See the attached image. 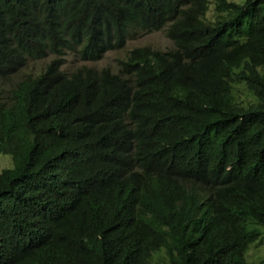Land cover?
Listing matches in <instances>:
<instances>
[{"label":"trees","instance_id":"trees-1","mask_svg":"<svg viewBox=\"0 0 264 264\" xmlns=\"http://www.w3.org/2000/svg\"><path fill=\"white\" fill-rule=\"evenodd\" d=\"M0 154V264H261L264 0H0Z\"/></svg>","mask_w":264,"mask_h":264},{"label":"rangeland","instance_id":"rangeland-1","mask_svg":"<svg viewBox=\"0 0 264 264\" xmlns=\"http://www.w3.org/2000/svg\"><path fill=\"white\" fill-rule=\"evenodd\" d=\"M237 4H243L245 0H229ZM213 9V6L212 8ZM213 16V12L209 13V17ZM137 47H150L155 50H169L173 48L172 41L166 36L164 32L154 33L144 37H138L134 40H130L126 48L120 50L110 51L105 54L104 58L96 62H81L73 56L66 58L65 66L63 70L66 72H71L81 66H90L97 69L109 68L114 73L119 72L118 60L124 59L127 55V52L133 48ZM54 57V56H52ZM51 61V58L42 60V61H31L29 60L26 69L24 70L25 76L36 77L44 67ZM15 81H18L20 77L14 78ZM14 82V80H13ZM5 87L4 85H2ZM8 89L9 86L7 85ZM4 89V88H3ZM242 99H245V96H249L248 92L241 88ZM13 168V160L11 156L0 154V172L4 169ZM246 260L249 263H261L264 264V240L256 242L249 247L248 252L246 253Z\"/></svg>","mask_w":264,"mask_h":264},{"label":"clouds","instance_id":"clouds-1","mask_svg":"<svg viewBox=\"0 0 264 264\" xmlns=\"http://www.w3.org/2000/svg\"><path fill=\"white\" fill-rule=\"evenodd\" d=\"M154 50H155V49H154ZM113 51H114V50H113ZM162 51H163V50H162ZM108 52H110V51H108ZM108 52H107V53H108ZM118 67H119V66H118ZM119 70H121V68H120V67H119Z\"/></svg>","mask_w":264,"mask_h":264}]
</instances>
